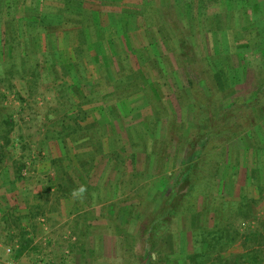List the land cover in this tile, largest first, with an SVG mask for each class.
<instances>
[{"label": "rangeland", "instance_id": "374dc122", "mask_svg": "<svg viewBox=\"0 0 264 264\" xmlns=\"http://www.w3.org/2000/svg\"><path fill=\"white\" fill-rule=\"evenodd\" d=\"M103 1L114 7L109 16L105 6L93 14L92 0L0 1L9 23L16 18L8 36L19 43L13 56L0 48V96H8L0 120L14 121L0 135L10 133L8 153L29 175L12 184L18 168L10 164L0 176V264L69 263L70 255L71 264H192L203 253L205 264L221 256L264 264V94L260 108L242 100L264 93V0L251 12L256 22L240 0L211 12L202 0ZM55 16L58 29L48 26ZM225 60L232 67L221 83L212 64ZM95 91L115 116L141 118L112 122L103 103L89 101ZM231 100L238 105L227 125L245 130L244 140L227 142L224 132L205 157L203 144L195 148L197 117ZM90 124L101 139L79 132ZM217 226L221 244L200 250L196 236ZM26 238L34 242L20 258L7 255ZM224 238L232 242L225 249Z\"/></svg>", "mask_w": 264, "mask_h": 264}, {"label": "trees", "instance_id": "16d2710c", "mask_svg": "<svg viewBox=\"0 0 264 264\" xmlns=\"http://www.w3.org/2000/svg\"><path fill=\"white\" fill-rule=\"evenodd\" d=\"M0 1H2V0H0ZM224 1H229V0H202L201 2H203V9L204 10L207 9V11L211 12L213 10L214 6L215 7L218 6L219 8H222ZM240 1L243 2V4H245L243 7H245V8L247 7L248 8L249 11L246 12V14L249 13V18L250 19L252 18L251 20H253V22H256L255 20H257V18L255 17V14L251 15L252 14L251 12L253 11V12H255L257 14L258 8L260 7L259 0H256V2H254L252 4H250L249 0H240ZM220 11H222V9ZM37 19H39V18L37 17ZM10 20H11V18H10L9 15H7V17L5 18L0 13V48L5 43L8 46V51H9L8 53L11 56H13V54L15 53V50H18L17 48H18V44L19 43L17 42V39L15 37H9L8 36V34L10 32L9 29L14 26L16 18L12 19V21H11V23L14 22L13 25L11 23H9ZM10 25H12V26H10ZM8 37L11 38V39H9ZM20 44L22 45V43H20ZM1 54H2V52H1ZM262 54L264 55V53H262ZM208 59H209V62H210L211 59L210 58H208ZM2 64H3V62H0V68H1ZM212 66L215 69H217V71H218V73L216 75L217 80H220V82L222 80H225V82L228 83L227 79H229V75H230L229 74L230 73L229 69H230V67H232L231 62L230 61L227 62V60H225V62L223 63L222 67H219L220 65L216 64V63L212 64ZM0 72L2 73L1 70H0ZM0 80H1V78H0ZM221 83H223V82H221ZM262 86H264V84ZM140 93H138V94H140ZM1 94L2 95L0 96V99L2 98L1 100L3 102V100L7 99L8 96L5 95V93H1ZM262 94H264V93H262V91H260L259 93H256V95L253 97V100L250 99L251 100L250 102H249V100L242 99L244 106L246 108H248V109L253 108L256 105H258L257 107H259V102H260L259 101V97ZM107 98H109V97H107ZM104 100H106V98L101 97L99 91H95L94 93H92V95H91V97L89 99L91 104H93V103H96V104L103 103L104 107H105V110L103 109L102 113L104 114V116L107 115L106 113H109L110 114L109 119H111L112 122L114 120L119 122V121L127 120V119H129V120L131 119L133 121H136L137 118H141V115H142L141 113H138L137 118H136L135 114H130L129 115V114L125 113V112H122L121 116H115L114 115V110L115 109H110V108H112L110 106V102L111 101L104 102ZM237 105H238V100L237 101L236 100H234V101L231 100L229 105H226V107H224L222 109H218L216 112H214L213 109L211 111V109L210 110L206 109V107L203 108L204 109L203 119L201 117H197L198 120L196 121V123H197L196 125H197L198 128H196V130L193 132L194 139H195V142H194L195 143V148L197 146L203 144L202 148L205 149L203 156L207 157L209 154L211 155L210 151H212L213 149L216 150L220 146V145H214L213 143L217 142L218 141L217 140L218 136L220 134L224 133V132H226L228 134L227 142H232V140L234 141V140H237L238 138H241V141L244 140V136L241 137V135H242V133L245 130H241L239 128V126L238 127L237 126L232 127V126H230L231 124L227 125L228 120L230 118V115H228V114H231L232 112L236 111L237 110ZM108 110H109V112H108ZM261 110H262V112H264V108H262V109L260 108L259 112H261ZM116 111L117 110H115V112ZM209 112H211V113L209 114ZM79 116H81V115L75 114V116H74L75 120L78 119ZM254 117H255V119H253L254 121L255 120H260L259 117L261 118V116H259L258 113H256V115ZM152 118L155 119L154 124L155 125H157V124L159 125L160 118H157L155 116H153ZM1 120H0V123H2V124H0V126L2 125L3 127H6V126L9 127L14 122L12 120L11 116H8V117L4 118L2 120V122H1ZM83 120H84L83 123H85L86 118H84ZM88 120H89V118H88ZM156 120L158 122H156ZM126 122L129 124L128 121H126ZM258 122L259 121H256V123H258ZM109 125H108V127H111L113 125V123L109 124ZM2 126H1V128H2ZM129 126H134V125L132 124V125H129ZM85 127L88 128V131L93 136V139H96L97 136H100V139H101V134L99 133V130H98L99 127L97 125L90 124V125H87V126H82L79 132H81ZM106 128H107V126H106ZM104 137H106V136H104ZM0 139H4V141H5L4 144L0 145V176H3L2 175L3 171H5V169H7V168H10L9 166H10V164H12V166L15 165V167L18 168L17 171L15 172V174L11 173L15 177V181H12V184H16V183H19L21 181H23V182L26 181L28 179V176H29V175H27V173H25V171H26L25 169L27 168L26 167L27 165L25 163H23V162H20V160H18V159L13 160V155H12L13 153L12 152L8 153V151H9L8 148L11 145L10 133L7 132L3 136L0 135ZM104 149H105V146H104ZM144 152L147 153V155H149L147 150L144 149ZM8 161H10V162H8ZM132 163L134 165L135 159L132 160ZM8 172H10V171H7L6 175L8 174ZM191 173H192V169L190 168V169H188V173H187V175H185V178L186 179L189 178ZM63 176H64V180L67 181L68 180L67 174L65 173ZM1 217H3V216H0V218ZM16 217L18 218L17 221L19 222L21 217H18V216H16ZM4 222H5V220H4ZM18 228L21 229L19 232H20L22 237H26V236L31 234V233H29L30 231L28 230V228L26 226H24V227H22V226L19 227L18 226ZM217 229H218V226H217ZM213 232L214 233H212V234H206V232H204V233H200L201 235H197L196 236V237H200L199 238V243H198V246H201L200 250L203 251L204 246H209V247H212L213 249H215L216 245H217L215 242H217L218 244H221L220 242L223 239V236L221 235V232H223V231L219 230V231H213ZM226 233H229V230H227ZM228 238L233 242V240H234L233 238H231V237H228ZM231 241L228 242V240L225 239V243L223 244L224 249L229 247L230 244H232ZM28 242H29V240L26 238L25 240L21 241V244L19 245V247H20L19 249H15V248L13 249V254L15 255V258H20L24 254V252L29 248V246H28L29 244L27 245ZM32 242H33V240L30 239L29 243L31 244ZM221 252H224V251H221ZM225 252H226V250H225ZM205 254L206 253H203L202 255L194 254L193 258H192V264H205V263L202 262L203 259L206 257ZM226 260L229 261L230 259H228V258L226 259V258L221 256L218 259L213 260L211 264H228V263H224V261H226Z\"/></svg>", "mask_w": 264, "mask_h": 264}, {"label": "crops", "instance_id": "0c3cea01", "mask_svg": "<svg viewBox=\"0 0 264 264\" xmlns=\"http://www.w3.org/2000/svg\"><path fill=\"white\" fill-rule=\"evenodd\" d=\"M98 1H100V2H98ZM98 1H95V0H92V2L95 4L94 6H96V7H94L95 9H93V8H91V9H93V14H95V15H97L98 13L100 14V12H102L101 11V7L102 6H105L106 8H108V9H110V11L106 14L107 16H109L110 15V13H111V10H112V8H114V7H107L106 5H108V3H105L104 4V2L105 1H101V0H98ZM81 4H83V7H84V2L82 1L81 2ZM55 5H57V4H55ZM66 7L65 8H67V9H69V7H70V9H73V7H71V6H69V5H67V4H64ZM63 5V6H64ZM109 5H113V6H115L114 4H109ZM79 7L81 8V6H78L77 8L75 7L74 9H73V11H70L71 13H75V12H77L78 13V11H80V9H79ZM56 8H57V6H55L54 7V10H52L53 12H55L56 11ZM85 9V8H84ZM98 14V15H99ZM97 15V16H98ZM58 17V16H57ZM59 18V17H58ZM58 18H56V16H55V19H50L49 18V22H52V23H48V26H51V27H54V28H56V29H58V27H60V25H62V23L60 24V20H58ZM64 24V23H63ZM98 24V23H97ZM104 23H99L98 25H96L95 26V28H102ZM65 27V26H64ZM63 27V28H64ZM57 43H61L62 41H60V40H58V41H56ZM75 42H79V39H76V40H73V44L71 45L70 44V46H74L75 45ZM38 224H39V231L41 232V230H47V229H45V227L47 226L44 222L43 223H40V219H38ZM33 225V224H32ZM44 225H46L45 227H44ZM67 229H69L68 227L66 228V231H67ZM28 230L30 231V227L28 228ZM69 231H70V229H69ZM70 233V232H69ZM64 236V235H63ZM67 236V235H66ZM88 236V235H87ZM91 236H94V235H91ZM31 237H33V236H31ZM31 240H33V242H34V239L33 238H31ZM35 241H36V239H35ZM87 242H91V239H89ZM66 243V245H67V242H65ZM85 243V242H84ZM63 244V243H62ZM38 244H36L35 246H33V248H37V249H39L40 247L39 246H37ZM69 245V247H70V244H68ZM75 245H77V244H75ZM87 245H89V244H87ZM66 249L64 250V252H66L67 250H69L67 247H65ZM70 252H72L71 250H69ZM39 253H41V249H39V251H38ZM44 252V251H43ZM64 252H63V254H64ZM70 254V253H69ZM71 256V255H70ZM68 257V261H70L69 263L67 262V261H64L63 260V262L61 263V264H71V257ZM36 260V259H35ZM40 261V259L39 260H36V262H39Z\"/></svg>", "mask_w": 264, "mask_h": 264}, {"label": "built area", "instance_id": "2783aa9c", "mask_svg": "<svg viewBox=\"0 0 264 264\" xmlns=\"http://www.w3.org/2000/svg\"><path fill=\"white\" fill-rule=\"evenodd\" d=\"M42 222H45V220H42ZM6 249V253L7 255H11L13 253V249L11 247H8V248H5ZM67 255H69V253H67ZM36 264H57L55 262H52V263H46L45 261H42L40 259L39 262H37Z\"/></svg>", "mask_w": 264, "mask_h": 264}]
</instances>
